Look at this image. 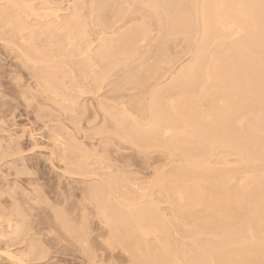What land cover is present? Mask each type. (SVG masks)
Wrapping results in <instances>:
<instances>
[{
  "label": "bare ground",
  "instance_id": "1",
  "mask_svg": "<svg viewBox=\"0 0 264 264\" xmlns=\"http://www.w3.org/2000/svg\"><path fill=\"white\" fill-rule=\"evenodd\" d=\"M117 1L93 0V2H90L92 4V6H90L93 9V11L90 10V12H95L94 10L99 12V16L96 14V22L99 23V27H102V29H100L101 31L104 30V34L107 35V38L108 34L105 33V31L112 30V28L114 29L117 25H115V21L112 22V20H107V13H109V8H111V10L113 9L110 7V4L114 2L113 4L116 6L115 2ZM122 2L124 3V1ZM125 2L133 3L131 8H134L135 14L133 13L134 15L129 16L139 14L138 17H141L140 12L146 10L149 19L146 18L147 15H143L144 17L146 16V22L145 18L142 17V19H144L142 20L143 23L140 24V22H142L140 18L139 24L131 25L132 27L129 29L126 28L125 31H121L122 33H119L118 36L114 34L117 32V29H114V33L109 31L116 35V38L118 37L115 41L116 45L114 42L115 38H112L113 41L110 40L111 45L106 42L104 38H101L104 41L102 40V42L100 40V44H103L99 46H101V50L103 51L100 55L98 54L100 58L98 61L101 63L103 62V65L106 64L104 66L105 68H103L105 69L104 72L109 64L108 62L114 60L113 58L119 56L118 62H120L119 65L121 66L122 61L120 59H125V57H120V55L123 56V54H126L127 57H129V55L133 54L135 51V45L139 42L142 44L144 41L143 39H145L149 33L148 27L146 26L148 23L152 24L150 23L152 22L150 21V16L151 19L156 22V26L153 25L155 28H158V30L154 28L155 32L160 31V34H157L160 36L158 38L162 40L161 36H163V41H160V39L158 40L162 42L161 44L160 42H158V44L156 40L158 47L160 45L158 50H161V54L160 50L158 54H164L162 50H166L164 48L166 45L168 46L169 42L177 46L175 40L177 42L178 38L176 36H181V39L184 41L183 43H185L184 45L187 46V50H193V55L191 51L189 52L184 49L185 47H183V45L182 47L180 46L183 48V51L186 50L185 52L187 53H185V55L191 54L192 57L189 56V58L191 57L189 63L186 65V62L185 66L183 65L177 74L171 77V80L168 78L170 82L167 85L161 86L162 88H159V86L158 89H155V87L152 89V97L149 96L152 99L149 100V105L147 104L148 107H146L145 104L143 105V102H136L138 107L135 108L136 110H140V115H142V113L145 115V111L148 109L150 120L147 122L149 116L146 114L145 116L148 117L145 122L147 123L140 122L145 117L143 115V118L138 119V122L136 121L137 119L132 118L135 120V123H133L128 116L129 113L126 114L129 117L127 119L133 124L124 120L127 117L125 114L124 116L126 117H120L122 121L119 120L118 117L116 123L119 121L121 123L127 121V127H125L126 125H123V123L119 127L128 129V131L125 132L127 136L124 135L125 139L127 137V139L130 140L129 142L136 145V147L139 146V149H142L141 147L144 146L148 147L152 145V143L156 145V143L159 144L161 142V146L163 144L167 145V147L169 146L171 149H176L175 151H171L173 155L174 152L179 150L180 152L182 151V159L184 158L183 160H186L188 163L184 166L181 163L182 166L179 164L180 167L177 164V168L173 167V170H168V173L165 172L167 174L162 180L154 182L155 187H158L156 191L159 190L158 193L165 197L163 199H166L169 205H171L170 203L174 205L173 207L170 206L172 207V212L170 211L172 213L171 216H173L172 219L170 215L169 217L164 216L165 212L157 207L156 203H154L155 200L151 197L152 195L150 196L148 192H146V195H141L145 189L141 190V193H138L139 191L136 192L137 194H135L134 191L131 192L132 190L128 193L130 189H126V191L123 192L124 194L122 193L124 198V195H126L125 192L128 193L125 201L118 202L119 198L115 195V201L118 204H114V200L110 202L108 199L111 186H108L109 190H107V192L103 190L100 195L104 196L105 192L107 193L106 195L109 194L106 196L107 201L102 197L103 201L100 198L102 201L100 202L98 200V197H100L98 194V196L95 195L94 197L92 196L93 198L91 197V199L100 202L99 204L98 201H96L98 205L95 204L97 205L95 208L100 211L101 214L96 210L97 216L100 214L103 218L102 222H104L105 226L107 225L106 227L109 230V238H106L107 240L109 239V242H107L109 243L108 245L115 246L116 244L117 249L120 248L123 254H128L127 256L132 261V264H264V0H126ZM13 3L16 7L17 2L14 0ZM118 3L119 2H117V4ZM129 3L127 4L130 5ZM10 4L11 3H9V5ZM7 8L9 9V7ZM3 9L5 10V8ZM35 10L36 9H32V11ZM76 10H79V8ZM124 10L122 6L117 7V14L114 12L116 15V17L114 16L115 19L117 17H123L122 13ZM44 11H46V9ZM136 11L139 13L137 14ZM46 13L44 12V16H42L43 13L41 12V15H39V13L36 16H39V20L40 18L42 19V17L43 19H49L51 11L50 13ZM144 13L145 12L142 14ZM45 15H47V17ZM74 15H78V13ZM16 16H18L17 13ZM55 16L57 18V15ZM91 16L90 17L93 18L95 15L91 13ZM2 17H0V19H2ZM80 17L81 15L78 16L79 19ZM122 17L119 19L122 20ZM70 18H73V20L64 18L66 21L59 23V25L62 24V26L60 25L59 27H53L51 24L54 23L49 22L50 24H48L44 20L43 24L41 23L44 26V28L42 27L44 30L41 29L42 32H40V34L33 30V26H35L34 23V25L31 26L33 28L30 29L40 37L46 33L45 35H48V39L50 37L49 40H51L52 37L57 38L61 36L64 34L61 32L64 31V36H67L66 39L68 40V42L67 40L66 42L69 44L71 40L73 41L78 38L82 42L81 37L87 40L89 33L88 29L86 30V28H88L86 25H89V23L87 24V20L83 19V24H79V22H76L78 21L76 16L74 18L73 15H70ZM4 19L5 18L0 21ZM20 19L22 18H20L19 15V20ZM74 19H76V21H74ZM6 20L9 19L6 18ZM6 20L4 22L7 29ZM16 20H18V18ZM51 20L53 22V19ZM118 20L117 22L119 24L120 22ZM10 21H8V27L10 26ZM84 21L86 24H84ZM19 23L17 25H19ZM44 23L48 25H44ZM15 24L16 23L11 25L16 26ZM21 24L18 27H14L17 33L26 30L25 25ZM96 25H94V27ZM153 25H151V27L148 25L151 32L154 31L152 30ZM12 26L9 28L14 32L15 30ZM117 26L119 27V25ZM117 26L116 28H118ZM49 27L52 28L50 29ZM83 27H85V29ZM37 29L39 30V28ZM84 30L88 31V33ZM31 31H29L28 28V32H30V34H28L31 39H33L34 33ZM7 32L8 30L6 34ZM9 34L10 37L14 35L11 31ZM25 34L26 33L23 32V35H21L24 37ZM77 34H80L79 36L81 37H77ZM149 35L151 36L152 33H149ZM40 37L37 36V39L43 41ZM45 37L43 36L44 40L47 39ZM175 37L177 39H175ZM107 38L105 36V39ZM20 39L22 40V38ZM25 39L26 38H24L23 41H25ZM79 39L76 41L80 42ZM147 39H150V37H147ZM33 40L35 41V39ZM60 40H62V38ZM171 40L174 43H172ZM27 41H29L28 38ZM41 41L38 43H41ZM62 41L60 42L61 44H63ZM145 41L147 40L145 39ZM63 42H65V40ZM53 43L54 42H50L49 44L48 41L46 47H48V45L52 46L51 44ZM72 43L75 45H72ZM72 43V46L70 45L71 47H77L76 42ZM92 44H90L91 47H93ZM106 44L109 46H106ZM33 45L39 48L38 44L34 43ZM138 45L140 46V44ZM43 46L41 47L44 48ZM80 46H78V51L82 53L80 50L81 48L79 49ZM170 46L171 45H169V47ZM56 47H59V45L55 46V48ZM110 47L113 49H109ZM29 48L28 46V49ZM68 48L65 50H69ZM30 50H33V48ZM35 50H33V52ZM63 50L60 49L59 52ZM78 51L76 50V52ZM88 51L89 50H87V52ZM98 51L99 50H97V53L100 52ZM28 52L29 50L25 52L26 56L23 57L26 58L28 54L27 58L33 60ZM33 52H31V56H33ZM57 52L58 50L54 52V54ZM149 52L148 54H150ZM171 52L170 54H172ZM35 53H37V51ZM165 53L168 55V50L165 51ZM178 53L181 57V51ZM88 55L89 52L87 57ZM136 55H134V58H136ZM160 55H157L159 56L158 58H163L160 57ZM167 55H165L164 60H166ZM154 58H156V55H154ZM30 59H26V62L27 60L30 61ZM89 59L93 60L94 58L91 59L88 57L87 60ZM128 59H131V57ZM151 60L153 61L154 59ZM161 60L159 61L161 62ZM129 61L130 60H128V62ZM159 61L158 63L160 64ZM170 61L169 59V64H173L170 63ZM114 62L117 63L115 66L118 65L117 60ZM114 62H112V64ZM88 63H91V61ZM155 63L159 65L157 62ZM139 64H141V62ZM157 65L154 68H156ZM112 66L109 68L114 69L115 67L113 66L114 68H112ZM98 67H100V65ZM43 69L44 70H41L46 71V68ZM42 71L40 74L38 73L39 77L43 76L44 79V76L50 75L48 69L47 72L42 73ZM137 71L139 70L137 69ZM105 73L103 75H105ZM49 77L46 78L49 80L52 79V77ZM95 79H98V77ZM48 81L47 85H49L48 83L51 80ZM136 81L137 80H135V82ZM138 81L140 80L138 79ZM56 84H58V82ZM142 99L143 98H141V100ZM122 114L123 113H120L118 116H122ZM128 126H130V129ZM124 131L126 130L124 129L123 132ZM213 155H217L215 157L216 160L214 158L216 161L214 165L213 162H210L211 159L209 160ZM174 156H178V159L181 157L179 152L178 155L176 153ZM229 157H236L238 159L239 164L236 161L239 165L238 168H235L234 164L230 166L228 164V166L226 165L227 162L229 163ZM183 160L180 159V161ZM220 164L225 165L220 166ZM153 186L152 188L150 186L151 190ZM96 187H99V185H96ZM113 192L110 199L114 198L113 195L115 193L113 194ZM123 197L121 198L123 199ZM150 198L152 200H150ZM159 211H162L161 213L164 214H161ZM166 214L168 215V213ZM59 218L61 219L59 220L61 221L60 223L65 220L61 217ZM64 222H66V220ZM70 222L72 223L71 220ZM64 224V226L62 225L63 228L75 234V238L81 240L80 235L86 236L78 231L79 228L77 230L72 228L74 225L70 227L72 224L70 225L68 220ZM173 228H178L179 230L177 229V231H180V234L183 233L186 241H180L176 237L174 239ZM22 229L23 228H21V230ZM177 231L174 229V232ZM14 233L15 232H13V234ZM20 233L21 232H19V234Z\"/></svg>",
  "mask_w": 264,
  "mask_h": 264
},
{
  "label": "rangeland",
  "instance_id": "2",
  "mask_svg": "<svg viewBox=\"0 0 264 264\" xmlns=\"http://www.w3.org/2000/svg\"><path fill=\"white\" fill-rule=\"evenodd\" d=\"M9 1L0 0V17L4 15L2 19L5 18L3 21H0V264H132V261L127 256L128 254H123L120 248V250L116 248V244L115 246L110 245L111 249L113 248L112 250L110 249L109 243H107L109 239H106L109 238V230L106 227L107 225L105 226L104 222H102L103 218L100 216V211L95 208L98 205L96 201L99 200L102 202L103 198L107 201L106 196L109 194L106 195V192L109 190L110 186V196L113 191V194H115L113 195L114 198H111L112 200L110 196L108 199L110 202L114 200V204L117 203L115 201V195L119 198V200L116 198L118 202L125 201L126 196L131 190V192L134 191V193L137 194L136 192L139 191L138 193H141L140 191L145 189V193L142 192L144 194L141 193V195H146V192H148L150 196L152 195L151 197L155 200L154 203H156L157 207L159 209L161 208L160 210L164 211L165 214L161 213L162 211L159 212L164 214V216L169 217L170 215V218H173L171 212L174 205L172 203L169 205L168 201L163 199L165 197L158 193L159 190L156 191L158 187H155L154 182L162 180L168 173V170L174 169L173 167L177 168L179 164L180 166H184L188 163L186 160H183L184 158L182 159V151L180 152L179 150L174 152V155H176V153L178 155L179 152L181 157L178 159V156L175 157L171 152L176 149H171L169 146L167 147V145L163 144L161 146V142L159 143L160 145L158 143H156V145L152 143L153 147L149 144L150 146L147 145L149 148L144 146L141 147L142 149H139V146L136 147V145L129 142L130 140H128L127 137V140L125 139L124 135L127 134L125 132H127L128 129L124 128L126 131L123 132L124 129L119 126L123 123V125L127 127V121H129L127 118L129 117L133 123H135V120L132 118L137 119L136 121L138 122V119H142L143 116L147 114L149 117L145 116L140 122L147 123L150 120L148 109L145 111V115H143V113V116L140 115V110H136L138 107L136 102H143V105L145 104L146 107H148L149 100L152 99L150 98L152 97V89L154 87L158 89L159 86V88H162L164 85H167L171 77L177 74L180 68L183 67V65L185 66L186 62V65L189 63L192 57L191 54L193 55V50H187V46L184 45L185 43H183L184 41L181 39L182 37L176 36L178 39L175 37V39H177L175 43L179 46H174V44H170L169 42L168 46L166 45L164 48L166 49L165 51L168 50V55L170 57L164 50H162V53L164 52L163 55H160V49V54H158L160 45L158 47L156 40L157 43L163 41V36H161L162 40L158 38L160 36L157 34H160V31L155 32L156 29L158 30V28H155L156 22L152 20L149 15L150 21H152L149 22L152 24L148 22V24H144H147L146 27H148L149 33H152L151 36L148 33L147 37H150V39L146 37L145 39L147 41L143 39L144 41L142 44L140 42L138 43L140 46L138 44V46L135 45V51L133 54L129 55V57H127L126 54H123V56L120 55V57H125V59H120L122 61L121 66L119 65L120 62H118L119 56L113 58L114 60L111 61L114 62L117 60L118 65L115 66V64H117L115 62L113 64L111 61V63L108 62L110 66L109 64L107 65L105 72L108 73L110 70L112 71L106 74L104 72L105 69H103L106 64L103 65V62L101 63L98 61L100 59L98 54L100 55L103 51L101 50L103 43L100 44V40H103L101 38H104L109 44L110 40L113 41L112 38H115V42L118 38H116V35L118 36L119 33L125 31L126 28L129 29L133 25L139 24L140 18V21H142L144 20L142 17H146L143 15H147L146 18L149 19L146 10L143 11L141 9L142 13L145 12L144 14L140 12L141 17H138L139 12L137 13V11L136 13L138 15L129 16L135 14L134 8H131L133 3L125 2L126 0H115L125 9L122 13L123 17L121 16L122 20L119 19L121 17H117L119 20L116 18L120 22L118 24L115 19V13L117 7L120 6L115 2L116 7L113 4L114 2H112L110 7L113 9L111 10V8H109L107 20H112V22L115 21V25L117 24L119 27L116 25L118 28H116V26L114 28L117 29L116 31L118 34L117 32L114 33L115 31L113 28V31L109 30L116 35L109 31H105V33L108 34L107 38V35L104 34V30H102L103 32L101 31L102 27H99V23L96 22V17L97 15L99 16V12L96 10H94L95 12H90V10L93 11L91 8L92 4L90 3L93 2V0H82V2L81 0H15L17 2L16 7L13 3L14 0L11 2ZM122 1H124V3ZM9 3L13 5L10 4V6ZM2 7L5 8V10ZM7 7H9V9ZM78 8L80 11L76 10ZM10 9H12L13 12ZM32 9L36 10L32 11ZM43 9H46V11ZM41 12L43 13L42 16H44V12L50 13L49 15L51 16L49 19H53V22L51 19H43V17L39 20V16L36 15L39 13V15H41ZM16 13L18 16H16ZM77 13L78 15H74ZM91 13L95 15L93 18H91ZM19 15L20 18H22L20 19L21 22L19 20ZM55 15H57V18ZM70 15H73L74 18L76 16L78 21H76V19H74V21L79 22V24H83V19L87 20V24L89 23V25H86L88 27L86 30L88 29L89 33L84 30L89 36H87V40L79 36L80 34H77V37H81L82 42L78 38L80 42L76 41L78 39H74L73 41L71 40L69 44L67 43V36H64V31L61 32L64 33L61 35L64 37L57 35L59 37H54L56 38L55 40H53V37L49 40L50 37L48 39V35L46 36V33H44L43 36H46L45 38L48 39H45L46 41L43 36L40 37L36 34L38 32L40 34V32L44 30V26L42 25L44 20L48 24H50L49 22L54 23L51 24L53 27H59L60 25L62 26V24L59 25V23L65 22L66 18L73 20V18H70ZM80 15L81 17L79 19L78 16ZM45 16L47 17V15ZM58 17H61L60 19L62 21ZM6 18L9 20H6ZM17 18L19 21L16 20ZM5 20L7 22V29L5 27ZM8 21H10V28L12 26L11 24L14 25V23H16V26H12L13 29L23 23L21 25H25L26 28L23 32L28 36L25 34L26 36L24 35L23 37V32L17 33L15 29L14 32L10 30ZM17 22H20L19 25H17ZM33 23L35 26H38H33ZM47 23H44V25H48ZM141 23H143V21L140 22V24ZM84 24H86L85 21ZM92 24L96 26L94 27ZM148 25H150V27L153 25L152 30H154V28L155 30L151 32ZM31 26L36 29L39 28V30L37 29V31ZM28 28L29 31H31L30 28L36 31V33L31 31L34 33L35 38L33 37V39H35V41L31 39ZM49 28L51 29L52 27ZM83 28L85 29V27ZM7 30L8 32L6 34ZM10 31L12 34L15 32L17 34L15 33L13 37H10ZM37 36L43 39V41L37 39ZM105 36L107 39H105ZM20 38H22V40ZM24 38H26L25 41H23ZM27 38L30 42L27 41ZM59 38H62L65 42L67 40L66 44ZM159 39L160 41H158ZM178 40L181 43H179ZM40 41L41 43H38ZM48 41L49 44L50 42L57 44H51L52 46L48 45V47H46ZM61 41L63 44L60 43ZM33 42L38 44L39 48L33 45ZM72 42H76L77 47H71L75 45ZM79 43L82 45L80 46ZM161 43L162 42H160V44ZM172 43L174 42L172 41ZM90 44H92L93 47H91ZM58 45L61 47L55 48V46ZM107 45L108 44H106V46ZM169 45L171 46L169 47ZM182 45L185 47L184 49L189 52L191 51V54L185 55L187 52H185L186 50L183 51V48H181ZM28 46L30 47L29 49ZM78 46H80L79 49L81 48L80 50L82 53L78 51ZM31 48H33V50L36 48V50L33 52V50H30ZM63 48L64 50L67 48L69 50L64 51ZM60 49L64 52H59ZM27 50H29L28 53L35 63L30 58H27L28 54L27 57L24 58ZM57 50L59 53L57 52L54 54ZM76 50L79 53L76 52ZM87 50H89L88 57L91 59L94 58L93 60H87ZM97 50L101 51L97 53ZM147 50L148 52L150 51V54H148ZM36 51L37 53H35ZM176 51H181V57ZM31 52H33V56H31ZM83 52L87 53L84 54ZM170 52L172 54H170ZM138 53L141 56H139ZM134 55H136V58H134ZM154 55H156V58H154ZM157 55L163 58H158L159 56ZM165 55H167L166 60L168 61L164 60ZM189 56L191 57L189 58ZM130 57L133 59H128ZM150 58L154 60L152 61ZM26 59H30V61L27 60L26 62ZM169 59L171 60L170 63L173 64H169ZM128 60L130 61L128 62ZM157 60H161V62L159 61L160 64ZM89 61H91V63H88ZM140 62L142 65L139 64ZM97 65H100V67ZM156 65L157 67L154 68ZM111 66L114 69H110L109 67ZM43 68H46V71H42L44 70ZM39 69H42V73L47 72L48 69V73L50 72L51 76H44V80L42 75H40L42 77L38 75V73L40 74L41 72ZM137 69L139 71H137ZM103 72L105 75H103ZM49 76L52 77V79H50L52 82L47 79ZM97 77L98 79H95ZM138 79L140 81H138ZM46 80L50 81H48L49 85H47ZM135 80L137 81L135 82ZM57 82L58 84H56ZM141 98L143 99L141 100ZM118 113L123 114L122 116H118ZM124 114H128L129 117L127 115V117L124 116ZM118 117L121 121L122 119H120V117H126L124 120L127 121L123 120L124 122L122 123L117 121L118 123H116ZM147 117L149 119H147ZM146 119L147 122H145ZM129 122L132 123L131 121ZM129 127L130 126H128V128ZM216 156L213 155L209 158V160L211 159L210 162H213V165L216 162ZM229 158V163L227 162L226 165L228 164L230 166L234 164V167L238 168V159L236 157ZM180 159L183 161H180ZM222 165L223 164H220V166ZM95 184L97 186L99 185V187H96ZM92 185L95 186L93 187ZM150 186L151 188L153 186V191ZM103 187H105L106 190ZM126 189L130 190L128 193L125 192L126 195H124V198L122 195ZM103 190L106 191L105 195L100 196ZM97 194L100 196L98 200L91 199L92 196L94 197ZM121 197H123V199ZM150 200L152 199L150 198ZM99 201L98 203L100 204ZM96 210L99 211L100 214L98 213V216L100 217L97 216ZM167 210L169 212L171 211L170 214ZM166 213H168V215ZM59 217L63 220L65 219L66 222L68 220L70 225L72 224L70 227L74 225L72 228L76 230L79 228L78 231L86 236L80 235L81 240L75 238V234L63 228L66 222L62 220L63 224L60 223L61 221L59 220L61 219ZM21 228L23 229L21 230ZM174 229L177 231L178 228H173V238L175 239L176 237L180 241H186L183 233L180 234V231L174 232ZM13 232L15 233L13 234ZM19 232L22 234H19Z\"/></svg>",
  "mask_w": 264,
  "mask_h": 264
}]
</instances>
